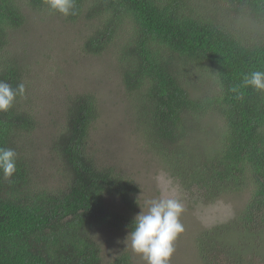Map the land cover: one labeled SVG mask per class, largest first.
Wrapping results in <instances>:
<instances>
[{
    "label": "trees",
    "instance_id": "1",
    "mask_svg": "<svg viewBox=\"0 0 264 264\" xmlns=\"http://www.w3.org/2000/svg\"><path fill=\"white\" fill-rule=\"evenodd\" d=\"M236 12L264 25V0H223ZM34 9H49L46 0H28ZM94 27L83 42L84 53L107 49L126 18L133 35L123 41V82L135 92L144 112L147 132L157 139L159 153L183 189L203 191L206 201L220 193L253 191L234 218L196 237L203 264H259L264 235V92L243 86V77L264 72V36L237 32L206 13L197 0H74L78 19L82 6ZM15 0H0V81L14 88L22 83L14 55H4L10 31L24 26ZM180 63V65H178ZM196 68L211 75V93L194 97L187 72ZM236 86L238 92L231 89ZM18 96L0 112V147L17 153V170L10 180L0 173V264H129L128 252L106 261L93 238L94 227L132 230L137 187L112 167H100L88 154L90 130L98 117L92 94L71 102L65 128L54 149L68 177L61 190L33 188L22 141L35 126ZM222 121L215 150L198 141L202 117ZM198 135V136H197ZM116 196L128 214L109 208ZM234 234L239 235L233 238ZM251 240L248 243L247 240ZM238 241V242H236Z\"/></svg>",
    "mask_w": 264,
    "mask_h": 264
},
{
    "label": "rangeland",
    "instance_id": "2",
    "mask_svg": "<svg viewBox=\"0 0 264 264\" xmlns=\"http://www.w3.org/2000/svg\"><path fill=\"white\" fill-rule=\"evenodd\" d=\"M197 1L205 7L209 17L227 23L237 32L248 35L249 29L255 28L253 37L264 36V25L252 24L248 15L235 19L236 12L225 1ZM15 2L21 7L25 23L10 31L4 55L18 59L15 64L21 68V82L26 89L25 95L18 99L35 119L34 128L24 133L21 143L30 166L31 187L51 191L65 187L68 177L54 149V141L66 126L72 100L81 94H92L97 101L98 117L90 130L88 154L100 167H112L136 185L133 218L142 209L147 211V202L162 194L178 198L184 205L180 217L184 232L175 241L170 264H203L199 259L197 235L234 218L251 197L253 186L246 185L240 192L220 193L206 201L202 190L183 189L179 179L171 173L166 158L158 151V140L146 130L138 95L126 90L123 82L124 63L119 49L123 41L133 35L130 19H125L105 51L93 55L82 50L85 38L94 27V21L88 16L89 4L82 6L78 19L70 20L50 8L34 9L28 0ZM202 72L196 68L187 72L194 81L189 85L194 97L201 98L215 87L214 78L202 76ZM201 119L196 122L201 124L198 141L203 140L210 150H215L221 118L209 113ZM105 202L117 213H129L116 196H107ZM129 232L104 225L94 227L92 235L106 261L128 252L129 264H145L140 256L125 248ZM232 237L239 239L237 234ZM262 238L260 259H264V235ZM259 264H264V260Z\"/></svg>",
    "mask_w": 264,
    "mask_h": 264
},
{
    "label": "clouds",
    "instance_id": "3",
    "mask_svg": "<svg viewBox=\"0 0 264 264\" xmlns=\"http://www.w3.org/2000/svg\"><path fill=\"white\" fill-rule=\"evenodd\" d=\"M48 7L64 16L75 15L74 0H46ZM243 86L264 92V72L254 71L243 77ZM234 86L231 91L238 92ZM23 83L15 88L0 81V112L9 111L18 96L23 97ZM17 153L12 148L0 147V173L10 180L17 170ZM142 209V208H141ZM184 205L178 198L162 194L147 202V211L135 216L132 230L124 241L126 247L140 256L145 264H170L175 252V241L184 232L181 215Z\"/></svg>",
    "mask_w": 264,
    "mask_h": 264
}]
</instances>
